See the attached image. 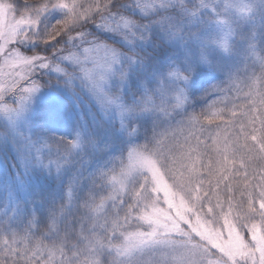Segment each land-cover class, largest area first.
<instances>
[{
	"label": "snow or ice",
	"instance_id": "obj_1",
	"mask_svg": "<svg viewBox=\"0 0 264 264\" xmlns=\"http://www.w3.org/2000/svg\"><path fill=\"white\" fill-rule=\"evenodd\" d=\"M0 264H264V0H0Z\"/></svg>",
	"mask_w": 264,
	"mask_h": 264
},
{
	"label": "trees",
	"instance_id": "obj_2",
	"mask_svg": "<svg viewBox=\"0 0 264 264\" xmlns=\"http://www.w3.org/2000/svg\"><path fill=\"white\" fill-rule=\"evenodd\" d=\"M196 111L199 112L200 111V107H197Z\"/></svg>",
	"mask_w": 264,
	"mask_h": 264
},
{
	"label": "rangeland",
	"instance_id": "obj_3",
	"mask_svg": "<svg viewBox=\"0 0 264 264\" xmlns=\"http://www.w3.org/2000/svg\"><path fill=\"white\" fill-rule=\"evenodd\" d=\"M20 69H15V71H19ZM47 78V77H46Z\"/></svg>",
	"mask_w": 264,
	"mask_h": 264
}]
</instances>
